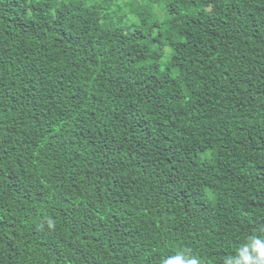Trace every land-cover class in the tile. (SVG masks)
<instances>
[{
	"label": "trees",
	"instance_id": "obj_1",
	"mask_svg": "<svg viewBox=\"0 0 264 264\" xmlns=\"http://www.w3.org/2000/svg\"><path fill=\"white\" fill-rule=\"evenodd\" d=\"M191 261L264 264V0H0V264Z\"/></svg>",
	"mask_w": 264,
	"mask_h": 264
},
{
	"label": "rangeland",
	"instance_id": "obj_2",
	"mask_svg": "<svg viewBox=\"0 0 264 264\" xmlns=\"http://www.w3.org/2000/svg\"><path fill=\"white\" fill-rule=\"evenodd\" d=\"M74 1L79 2L80 4H82L83 6L88 8V7H91V6L104 5V3L107 2L108 0H74ZM116 6H118V3H116L114 8H112L111 10L108 8V12H116L115 11L116 10V8H115ZM153 9H154V12H155L158 20H160V21H162L164 23L168 20L169 15H168V13L166 12L165 8L162 5H155ZM126 14L129 15V17H126V20H124V23L126 25L133 26L132 24H134V23H136V25L140 24L138 19H137V21H134L133 23H131L129 21L131 19V14H132L131 10L122 12V15H126ZM152 24H153V22H150L148 26L150 27ZM145 28H147V26ZM155 31H158V29L155 28L153 33H155Z\"/></svg>",
	"mask_w": 264,
	"mask_h": 264
},
{
	"label": "clouds",
	"instance_id": "obj_3",
	"mask_svg": "<svg viewBox=\"0 0 264 264\" xmlns=\"http://www.w3.org/2000/svg\"><path fill=\"white\" fill-rule=\"evenodd\" d=\"M190 264H196V262L195 261H191Z\"/></svg>",
	"mask_w": 264,
	"mask_h": 264
}]
</instances>
